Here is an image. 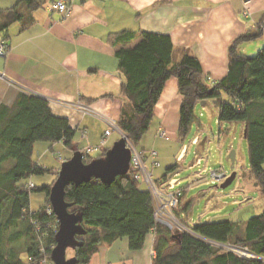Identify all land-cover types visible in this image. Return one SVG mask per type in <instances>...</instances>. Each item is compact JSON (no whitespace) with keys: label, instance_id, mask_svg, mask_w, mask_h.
<instances>
[{"label":"trees","instance_id":"obj_1","mask_svg":"<svg viewBox=\"0 0 264 264\" xmlns=\"http://www.w3.org/2000/svg\"><path fill=\"white\" fill-rule=\"evenodd\" d=\"M45 1L20 0L19 3L33 11ZM19 3L7 10L4 20H0V38L10 25L23 19ZM1 15L0 12V18ZM263 30L264 17L256 32H246L233 41L229 48L228 73L213 85L204 82L202 64L189 49H183L181 59L174 61V46L169 35L143 32L135 46L119 48L116 56L126 78L122 93L127 101L117 121L120 130L138 147L150 128L167 80L176 77L183 96L178 128L182 145L195 120L196 104L214 99L219 121L244 122L250 175L264 194V46L255 56L241 49L243 43L262 36ZM134 38L135 32L125 30L116 34L112 43H128ZM1 39L6 42V38ZM77 138V128L67 117L55 115L49 100L43 96L20 92L13 105H0V264L53 263L52 250L59 227L57 217L51 203L38 210L30 207L34 192H44L50 202V187H30L31 180L27 179L48 172L33 157L37 142L62 141L67 149H74ZM99 156L88 153L84 160L90 162ZM177 167V164L167 167L155 181H166ZM141 184L128 173L111 183L92 178L66 187L69 210L81 216L86 229V234L80 237L82 246L72 248L77 264H89L102 244L123 237L129 238L130 250H141L152 230L157 237L153 264H264V211L249 218L243 230L236 222L220 220L191 226L196 235L174 236L170 229L156 224L151 193L141 188ZM7 230H10V242L24 240L23 250L10 249L8 255L5 253ZM209 240L247 247L262 259L239 256Z\"/></svg>","mask_w":264,"mask_h":264},{"label":"crops","instance_id":"obj_2","mask_svg":"<svg viewBox=\"0 0 264 264\" xmlns=\"http://www.w3.org/2000/svg\"><path fill=\"white\" fill-rule=\"evenodd\" d=\"M19 1L0 0V20ZM52 1L46 0L33 11L19 3L23 19L1 35L6 38L8 51L0 56V105H13L20 92L47 98L53 113L67 117L77 128V147L96 148L92 156L101 155L121 137L118 130L105 137L107 124L95 115L117 123L127 103L122 93L124 82L117 74L122 72L116 56L119 48L135 46L143 32L169 35L174 61L181 59L183 49H189L202 64L204 82L213 85L228 73L230 45L240 35L256 32L264 17V0H70L66 16L50 9ZM125 30L135 32V38L114 45L112 38ZM262 44H255L254 49ZM241 49L247 54L248 42ZM182 98L178 79L169 78L154 111L159 136L179 141ZM209 100L214 99L199 101L195 111ZM80 103L90 106L94 113L81 112ZM58 144L64 146L62 141ZM188 151L186 143L181 145L175 164L184 161ZM148 153L154 174L160 165L158 153L155 159L151 151ZM148 153L144 152L145 159ZM156 238L150 231L138 251L130 250L128 237L102 244L89 264H153Z\"/></svg>","mask_w":264,"mask_h":264},{"label":"rangeland","instance_id":"obj_3","mask_svg":"<svg viewBox=\"0 0 264 264\" xmlns=\"http://www.w3.org/2000/svg\"><path fill=\"white\" fill-rule=\"evenodd\" d=\"M247 42L249 44L247 55L255 56L264 46L263 34ZM257 43L263 44L260 48L254 49ZM1 77L2 75L0 74ZM223 98L224 100L226 99V97ZM80 111L83 112L82 110ZM195 112L197 119L193 121L190 131L184 140L189 146L188 155L184 161L179 159V161H182L175 170L178 174L177 178L182 182L177 188L183 189L186 187L178 213L192 227L198 221L205 223L220 220H230L236 222L239 227H245V223L249 218L264 211V194L260 190L259 185H257L255 178L250 175L248 143L244 137V122L219 121V109L216 107L214 100H209L205 105L199 104ZM158 124L157 120H153L149 130L138 142L140 149L143 148L146 152L155 150L158 153L160 165L154 169V180L159 177L160 173L165 172L167 167L176 163V157L182 145L181 141L159 136L157 134ZM195 136L196 138L191 144ZM203 140L204 143H202ZM78 150L77 147L67 149L58 143L37 142L33 157L37 163L48 169V172L43 175H31L27 179L31 180L28 182L29 186L32 187L31 183H33L34 187L36 185L38 189L44 185H49L51 188L58 177L62 163L70 159L75 151ZM95 150L96 148L89 146L80 151L84 155H88V153H93ZM233 150L236 152L234 169L237 171V177L228 187L220 188L219 185L226 178L221 182H214L209 177V173L211 170L222 169L229 172L230 175L232 162L229 156ZM107 151H101L103 155L99 157H104ZM93 157H97V154L94 153ZM145 160L146 165L150 169L151 159L149 153ZM141 188L147 189V186L141 184ZM244 197L249 199L245 200ZM46 198L47 196L44 192L32 193L31 209L38 210L44 206L48 207L50 202ZM190 208V214L188 215ZM9 234L10 230H7L5 232V253L8 255L10 249L23 250L25 248L24 240L10 242ZM175 234H179V232ZM174 242L176 243V241ZM74 255V250L69 248L67 257L71 258Z\"/></svg>","mask_w":264,"mask_h":264},{"label":"water","instance_id":"obj_4","mask_svg":"<svg viewBox=\"0 0 264 264\" xmlns=\"http://www.w3.org/2000/svg\"><path fill=\"white\" fill-rule=\"evenodd\" d=\"M117 74L123 82L126 81L122 72ZM229 157L232 162V172L219 185L220 188L228 187L237 177V171L234 169L236 152L231 151ZM84 158L82 151H75L70 159L62 163L58 177L50 188V203L59 222L57 242L51 256L53 264H77L75 257H67V250L82 246L83 241L80 237L86 234V229L81 223V216L69 210L71 204L65 199L66 187L71 183L78 185L90 181L92 178L100 179L104 183H111L116 177L128 174L130 170L131 151L127 146L126 137L123 135L114 142L104 157L95 158L90 162H85Z\"/></svg>","mask_w":264,"mask_h":264},{"label":"built area","instance_id":"obj_5","mask_svg":"<svg viewBox=\"0 0 264 264\" xmlns=\"http://www.w3.org/2000/svg\"><path fill=\"white\" fill-rule=\"evenodd\" d=\"M69 1L70 0H53L50 3V9L56 10L63 16H66L69 12ZM262 34L264 37V30ZM7 51L8 44L0 38V56L6 55ZM79 108L83 111L84 114L94 113L89 106L83 105L81 103L79 104ZM95 115L107 124L105 137H108L114 130H118L121 135L126 137L127 146L131 151L130 170L128 173H131L135 179L140 180L143 184H145L147 186V189L150 191L153 200L154 217L156 224L167 227L173 234L179 232L196 235L187 221H184L183 218L177 213L180 209L182 200V189L177 188L180 184V181L177 178V172L174 171L173 173H171L166 181L157 183L153 179L152 171L146 165L144 153L140 149H138V147L131 141V139L120 130L116 121L99 113H96ZM161 135H163V133H161ZM104 141L105 140L102 141V144L105 143ZM151 156L155 159L157 156V152L155 150H152ZM154 164H157V161H154ZM228 175L229 172L222 169L211 170L209 173V177L214 182H221L223 179L227 178ZM31 185L34 186L33 183H31ZM208 242L222 247L225 250L233 251L239 256L245 258L262 259V257L253 253L247 247H240L227 243H218L210 240ZM42 264H45V262L43 261Z\"/></svg>","mask_w":264,"mask_h":264}]
</instances>
